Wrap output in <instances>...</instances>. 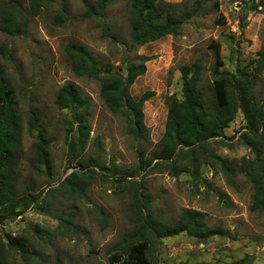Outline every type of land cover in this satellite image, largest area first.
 <instances>
[{"label":"rangeland","instance_id":"1","mask_svg":"<svg viewBox=\"0 0 264 264\" xmlns=\"http://www.w3.org/2000/svg\"><path fill=\"white\" fill-rule=\"evenodd\" d=\"M94 1L43 0L36 6L31 0H0V27L6 18L19 30L8 34L0 29V46L5 48L0 64L21 120L12 191L39 195L20 215L0 221V264H109L110 247L134 227L135 192L145 195L142 205L161 221L172 222L190 208L201 211L207 225L227 230L205 241L185 233L157 240L148 251L150 264H264V212L250 208L253 185L240 168L242 158L253 156L240 140L248 131L240 111L222 135L206 145L234 168V183L227 182L220 167L207 163L199 164L198 179L188 172L173 176L144 165L164 132L170 96L181 98L182 65L202 67L200 85L212 97L213 44L223 62L220 69L237 76L246 71L243 77L251 95L264 99V65L254 62L264 43V0H165L192 15L176 35L131 49L126 45L131 0H110L102 16L87 17L86 5ZM72 42L115 69L135 55L146 57L144 73L129 87L134 97L152 93L142 108L144 139L135 140L126 119L106 108L97 80L73 73L64 52ZM67 82L90 99V135L76 157L95 158L101 169L94 168L102 174L79 179L78 193L58 188L77 170L69 165L67 152L70 115L55 104ZM32 114L34 129L28 124ZM39 131L47 141L49 170L37 160L34 143ZM99 210L105 219H99ZM64 218L73 228L64 226Z\"/></svg>","mask_w":264,"mask_h":264},{"label":"trees","instance_id":"2","mask_svg":"<svg viewBox=\"0 0 264 264\" xmlns=\"http://www.w3.org/2000/svg\"><path fill=\"white\" fill-rule=\"evenodd\" d=\"M39 6L43 0H31ZM110 0H95L86 5L85 15L102 16ZM130 24L128 48H134L166 35H176L183 22L192 12L181 11L176 4L165 0H131L129 5ZM0 29L8 34L19 31L9 19ZM224 23L222 15L218 18ZM105 31L108 26L105 25ZM215 47L214 66L211 70L212 97L207 95L200 85L202 67L199 64H185L180 67L181 98L170 96L166 114L164 132L156 148L144 163L154 169L167 170L176 176L188 172L193 179L200 178L199 164L207 163L210 167H220L228 183H234V168L227 159L207 150L209 140L222 135L224 128L234 119L238 111L243 114L248 131L242 134L241 142L251 149V158H242L241 170L246 173L253 185L250 208L264 212V99L257 101L251 95L249 82L244 80L246 71L239 75L221 70L223 65L218 48ZM5 48L0 46V51ZM64 52L70 58L71 69L77 76L93 78L100 83V96L106 108L121 114L127 121L129 134L137 141L145 138L143 126V104L151 96L150 91L134 97L129 87L135 78L145 71L146 57L135 55L133 59L121 61L117 69L109 63L96 58L86 47L78 43H69ZM10 56V55H9ZM257 66L264 65V43L254 59ZM124 70V73L121 70ZM211 97V98H210ZM58 108L69 112V131L66 132L69 165H76L77 170L67 174L58 188L67 192L78 193V180L100 174L94 166L101 169L92 157H76L75 151L82 150L89 139L90 99L83 96L71 82L65 83L58 90L55 98ZM36 117L29 116L30 129L36 128ZM21 120L17 113L14 90L3 75L0 64V221L21 214L31 203L36 202L38 194L25 193L16 195L12 191V171L16 153L20 147ZM93 143L98 149L99 139ZM37 160L47 170L50 167L47 141L42 131L36 135L34 143ZM74 161V163H70ZM183 161V162H182ZM90 166V167H89ZM87 170L84 172L83 170ZM143 193L135 192L134 227L123 234L119 241L110 247L109 264H150L148 251L155 241L172 237L180 233L199 241L215 235H225L227 230L219 226H209L204 214L196 209L185 208L172 222H164L155 217L147 204H143ZM103 220L102 210L98 211ZM65 227L73 228L71 221L64 218ZM12 243V242H11ZM0 244V248H1ZM59 264V263H56Z\"/></svg>","mask_w":264,"mask_h":264}]
</instances>
